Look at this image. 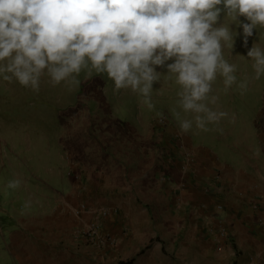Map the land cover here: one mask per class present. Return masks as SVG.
<instances>
[{
	"label": "rangeland",
	"instance_id": "obj_1",
	"mask_svg": "<svg viewBox=\"0 0 264 264\" xmlns=\"http://www.w3.org/2000/svg\"><path fill=\"white\" fill-rule=\"evenodd\" d=\"M223 17L222 13L220 22H223ZM232 26L236 28L234 22ZM238 30L242 33V28ZM258 31L254 30L255 34L249 37L247 47L241 34L236 37L232 54L225 49L226 56L237 64V83L225 91L223 78L220 77L213 85L219 100L212 107L226 110L229 117L223 118L222 122L239 131L249 128L250 118L263 116L264 75L255 79L252 60L245 56L248 48L259 39ZM261 32L264 33V29ZM158 71L167 69L158 66ZM107 78L106 73L89 78L82 72L78 86L69 87L63 83L53 86L44 80L40 90L35 91L15 80L7 81L0 77V264H14L6 259L8 254L4 247L9 242L10 228H20L23 222L36 215L38 219L53 216L58 224L57 234L62 238L67 254L64 264H74L77 254H97L98 260L104 262L100 256L108 253L116 259L115 263L121 264L122 256L130 259L142 252H152L155 241L168 238L174 231L176 233L173 227L160 226V221L169 226L170 217L175 215L182 223L186 221L185 216L188 219L181 191H186L190 183L194 187L189 186L188 192L197 189L199 194L208 193L211 186L219 182V175L217 179L202 180L196 173L194 182L182 177L193 160L197 162L198 159L194 152L186 150L181 139L185 142L186 138H190L192 144L205 140L207 145L217 148L222 160L235 155L234 147L231 152L219 142L223 136L220 132L208 133L195 127L187 133L180 130L179 119L190 118L191 114L185 113L179 105L180 86L167 79L166 73H161L160 81L163 83L154 82L151 107L142 94L131 89L117 91L111 81L106 84ZM241 81L247 82L246 89L238 86ZM122 92L124 100L112 104V96H121ZM109 100L112 107L107 109ZM78 111L82 125L80 140L77 131L74 133L71 115L73 112L78 114ZM161 118L170 126L171 133L153 132L151 128L143 131L144 121L153 119L156 122ZM176 141L180 146L178 153L182 156L178 158L177 183L157 172L137 174L138 165L170 157ZM122 149L128 154H121ZM181 149L185 150L181 152ZM128 157L134 159L132 166L135 172L134 180L127 182L108 163L111 158L122 161ZM199 168L198 171L202 172L206 169L204 164ZM68 177L72 179L71 183L75 181V186H71L72 190L76 189L75 195L71 191L72 196L63 197L61 193L69 189ZM12 180L20 181L15 188L8 186ZM171 186L177 190L175 196H168ZM161 192L163 196H159ZM126 205L134 208L130 209L129 215L131 219L139 220L134 223L135 226L130 223L131 219L129 222ZM200 216L204 217L201 211L195 212L192 221L199 220ZM146 217H149V223L143 220ZM96 226L98 229L94 233ZM223 227L221 225L217 235L231 236L230 230ZM61 228L65 230L61 231ZM31 229L29 227L26 232L32 236ZM198 232L188 228L186 233L197 235ZM129 236L140 237L141 245L127 242L125 239ZM106 237L115 240L102 243L101 240ZM167 247L170 248V245Z\"/></svg>",
	"mask_w": 264,
	"mask_h": 264
},
{
	"label": "clouds",
	"instance_id": "obj_2",
	"mask_svg": "<svg viewBox=\"0 0 264 264\" xmlns=\"http://www.w3.org/2000/svg\"><path fill=\"white\" fill-rule=\"evenodd\" d=\"M257 29L259 39L245 56L258 80L264 0H0V77L39 91L44 80L75 87L82 72L89 78L106 73L115 90L140 93L151 107L163 72L180 86L178 103L191 114L179 119L180 130L207 131L229 117L212 107L219 100L214 83L222 77L227 91L238 79L225 49L232 54L241 34L247 47ZM238 86L246 89L247 82Z\"/></svg>",
	"mask_w": 264,
	"mask_h": 264
},
{
	"label": "crops",
	"instance_id": "obj_3",
	"mask_svg": "<svg viewBox=\"0 0 264 264\" xmlns=\"http://www.w3.org/2000/svg\"><path fill=\"white\" fill-rule=\"evenodd\" d=\"M109 79H106V84L109 85L111 81L114 85V82ZM121 97L123 98V92L121 96L116 97L113 95L111 103L116 105L124 100ZM111 103L110 100L106 103L107 109L112 107ZM74 114L75 112L71 114L75 125L74 133L77 131L80 140L82 130L81 114L80 111H78V114ZM261 114L263 116L253 117V120L250 118L249 128H241L240 131L229 128L222 120L208 125V133L209 131H217L223 134L219 139L222 145L230 148L231 152L234 151L232 148L234 147L233 154L235 153V155L226 160H222L216 151L217 148L210 147L205 140L192 144L190 138H186L185 142L181 139L186 150L189 149L194 152L196 160L198 159L197 162L193 160V164L190 165L192 167L189 166L186 170L187 173L182 177L194 182L196 178L194 179L193 176L196 173L198 177L201 176L202 180H205V178L209 180L212 178L217 179L219 175L217 179L219 182L214 185L215 187L211 186L210 192L203 194H199L197 189H191L188 192L189 186H193L189 183L188 189L181 191V196L185 200L188 219L185 216L184 220L186 221L182 223L177 220L175 215L170 217L169 226L167 223L164 224L163 221H160V226L169 229L173 227L176 233L174 231L168 238L155 241L152 252H142L130 257V259L122 256L121 264H264V107ZM63 115L65 116L66 113L63 112ZM76 120H78V124H76ZM148 120L143 123L144 132L145 128L146 131L151 128L153 132L160 130L163 133L172 132V129L165 123L163 118L156 122L153 119ZM63 128L65 131L66 125L64 122ZM237 146H240V148ZM178 147L180 146L176 141V151L175 148L174 152L172 149L169 154L170 157L155 159L152 163H147L148 167L146 164L138 165L137 174L157 172L158 175H167L170 181L177 183V176L179 175L178 158L181 156L178 153ZM184 150L181 149V152ZM123 153L128 154L127 151L122 149L121 154ZM133 160L129 157L124 158L122 161L111 158L108 164L114 167L113 171L120 172L122 179L128 182L134 180L135 168L132 165L135 162ZM194 164H196L195 167H193ZM203 164L206 169L201 168L204 171H198ZM120 165L121 167H119ZM68 179L66 182L69 189L67 192L61 193L63 197L75 195L76 189L72 190L71 188L73 184L75 186V181L71 183L72 179ZM159 188L161 189L160 185ZM77 192L79 191L77 190ZM176 192L174 186L173 188L171 186L168 196H175ZM163 194L161 192L159 196H163ZM126 206L127 215H129L130 209L133 210L134 208H130L132 206L129 205ZM170 209L173 210V207L170 206ZM199 211L204 214V217L200 216L199 220L192 221L193 214ZM189 215H191L190 221ZM37 216L28 222H23L21 229L10 228L9 242L4 245L7 249L5 253L8 254L6 259L14 262V264H64L67 254L64 252L65 244L61 243L62 238L58 237L57 234L58 224L54 222L53 216H48L45 219H38ZM128 217L130 222V215ZM143 220L149 223V217ZM136 221L139 222V220L133 218L130 223L135 226ZM190 222L195 224L194 227ZM185 223L186 226H183ZM221 225L224 226L223 228L230 230L231 236L226 238L217 235ZM29 227L32 228V236L26 232ZM188 228L190 230L196 229L199 232L197 235L187 234ZM62 229L61 231L65 230ZM37 235L39 237H35ZM125 240L139 245L142 241L140 237L132 238L130 236ZM168 244L170 248L167 247ZM76 256L74 264H119V262L115 263L116 259L108 253L100 256L104 262L98 260L97 254L84 256L77 254ZM130 260L132 261L128 262Z\"/></svg>",
	"mask_w": 264,
	"mask_h": 264
},
{
	"label": "built area",
	"instance_id": "obj_4",
	"mask_svg": "<svg viewBox=\"0 0 264 264\" xmlns=\"http://www.w3.org/2000/svg\"><path fill=\"white\" fill-rule=\"evenodd\" d=\"M97 226H96V228H94V230H93V232L95 233V231H97ZM114 238H112V237H109V238H105V239H103V240H101L102 241V243H105L106 241H111V242H114Z\"/></svg>",
	"mask_w": 264,
	"mask_h": 264
},
{
	"label": "trees",
	"instance_id": "obj_5",
	"mask_svg": "<svg viewBox=\"0 0 264 264\" xmlns=\"http://www.w3.org/2000/svg\"><path fill=\"white\" fill-rule=\"evenodd\" d=\"M132 260L128 261V262H131Z\"/></svg>",
	"mask_w": 264,
	"mask_h": 264
}]
</instances>
